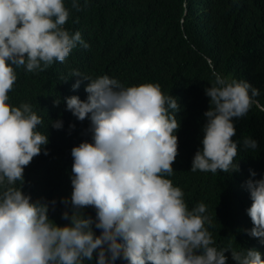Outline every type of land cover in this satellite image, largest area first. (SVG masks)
I'll return each instance as SVG.
<instances>
[{
	"label": "clouds",
	"instance_id": "1",
	"mask_svg": "<svg viewBox=\"0 0 264 264\" xmlns=\"http://www.w3.org/2000/svg\"><path fill=\"white\" fill-rule=\"evenodd\" d=\"M87 7L88 0L83 5L71 0L77 12ZM69 18L65 0H0V264H83L94 258L96 264L121 259L126 264H227L226 252L236 264H264L255 249L213 246L206 205L189 210L181 188L165 178L173 175L179 155L180 105L158 83L126 87L108 75L94 78L72 70L73 91L87 81V99L66 97V110L79 121L90 120L92 142L71 150L72 193L62 201L70 205L71 211L62 214L70 224L57 225L47 203L32 202L24 193L25 168L49 139L37 130L43 119L32 105L8 102L15 69L44 72L54 62L65 63L78 44L88 49L80 31L65 28ZM205 94L210 106L204 113L203 147L191 171H239L234 120L247 116L258 90L215 73ZM60 102L55 99V106ZM51 127L60 130L63 121H51ZM244 145L258 148L250 137ZM246 187L252 200L248 235L264 243V178L249 179ZM88 207L95 209V218L85 216L82 210Z\"/></svg>",
	"mask_w": 264,
	"mask_h": 264
},
{
	"label": "trees",
	"instance_id": "2",
	"mask_svg": "<svg viewBox=\"0 0 264 264\" xmlns=\"http://www.w3.org/2000/svg\"><path fill=\"white\" fill-rule=\"evenodd\" d=\"M65 5L70 9L65 28L80 31L90 47L78 44L65 63L54 62L44 72L15 69L17 81L9 93L12 106L32 105L43 119L37 130L49 139L44 148L48 154L42 151L25 168L24 193L32 202L47 203L49 218L57 225L70 224L62 219L64 211H71L70 205L62 201L72 193L71 150L92 142L87 131L90 120L79 121L66 110V97L87 99V81L73 91L77 78L70 75L72 70L94 78L108 75L126 87L158 83L180 105L176 113L179 155L173 175L165 178L181 188L189 210L200 202L206 205L211 223L205 227L213 246L255 249L264 258V243L248 235L253 224L247 215L252 200L246 187L249 179L264 178V0H88V7L79 12L71 8V0H65ZM215 73L247 81L258 94L252 96L247 116L234 120L232 139L238 145L234 162L239 171L192 172L194 155L203 147L204 113L210 106L205 88L211 86ZM55 99L61 101L58 107ZM56 120L63 121L62 129L51 127ZM246 137L258 143L256 150L245 148ZM82 211L95 218L94 208ZM225 255L227 264H236L231 252ZM83 264H96V259ZM116 264L126 262L121 259Z\"/></svg>",
	"mask_w": 264,
	"mask_h": 264
}]
</instances>
